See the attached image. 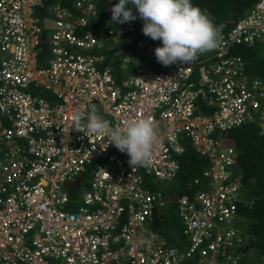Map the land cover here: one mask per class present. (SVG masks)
<instances>
[{"label": "built area", "instance_id": "2783aa9c", "mask_svg": "<svg viewBox=\"0 0 264 264\" xmlns=\"http://www.w3.org/2000/svg\"><path fill=\"white\" fill-rule=\"evenodd\" d=\"M49 17L52 29L44 27ZM97 17L94 0H72L71 7L0 0V264H184L195 257L240 264L246 238L232 227L243 223L245 195L232 177L227 134L251 123L264 133V80L234 50L264 44V0L228 30L220 27L216 49L164 71L145 63L162 45L140 36L133 21L96 34L89 25ZM44 31L49 48L39 66ZM121 42L135 49L138 65L124 77L107 62ZM116 54L120 68L132 60ZM92 106L113 127L154 120L150 168H132L107 137L72 129L73 114ZM187 144L209 164L195 191L177 199L182 250L154 227V213L167 215L168 201L144 175L172 180ZM98 159L88 176L86 166ZM83 174L84 192L72 199L67 184Z\"/></svg>", "mask_w": 264, "mask_h": 264}, {"label": "trees", "instance_id": "16d2710c", "mask_svg": "<svg viewBox=\"0 0 264 264\" xmlns=\"http://www.w3.org/2000/svg\"><path fill=\"white\" fill-rule=\"evenodd\" d=\"M60 1L62 4L72 6V0H45V3H54ZM97 8V18H93L89 29L93 32L100 33L109 25H113L111 17L112 7L118 3V0H112L113 6L106 5L108 0H94ZM191 2L206 10L213 18L214 23L224 30H228L241 17H243L257 2V0H191ZM133 13L137 15V19L133 21L137 29L143 35V21L139 19L138 13L133 7ZM48 33L43 32L42 35V51L38 54L37 64L46 66L44 56L48 55L49 45L46 43ZM153 43H158L160 40H153ZM110 47V46H109ZM109 49V48H108ZM236 54L240 55L246 63V70L253 76L260 77L264 80V44L257 43L256 46H238L235 50ZM135 55V50L132 46L125 45L123 42L118 45H112L107 53V62H112L115 72L119 76H123L125 72H134L136 67L133 63L128 64L127 71L120 68V57L116 56ZM148 65H153L152 70H166L167 66H163L157 62L156 56L152 60H145ZM124 77V76H123ZM234 141V149L238 153L237 161L239 162L238 171L241 173V187L246 194L253 188L255 196L248 203L240 204V217L243 222L241 225H234L232 228L242 238H246L248 243V252L241 258L240 264H264V134L260 133V127L257 124H244L234 127L227 134ZM100 163L99 160H94L86 166V172L90 176L92 169ZM208 161L199 157L190 148L187 149L185 155L180 159V168L175 178L173 179L177 189V195H183L194 192L195 189L189 188V181L196 177H200L202 171L208 166ZM144 183L150 190H161L154 182V178L149 175H144ZM168 215L155 213L154 227L159 229L163 236L170 243L178 246L182 250L186 248V243L182 234L183 225H181L178 214L177 205L173 202H168ZM170 216H175L176 221L173 227L162 229L161 221H165ZM221 227V226H220ZM250 251V252H249ZM184 264H200L197 257L190 259Z\"/></svg>", "mask_w": 264, "mask_h": 264}, {"label": "clouds", "instance_id": "9594fccd", "mask_svg": "<svg viewBox=\"0 0 264 264\" xmlns=\"http://www.w3.org/2000/svg\"><path fill=\"white\" fill-rule=\"evenodd\" d=\"M133 7L138 13L139 19L143 21V34L162 42V46L156 47L154 52L157 62L163 66L191 63L198 58L199 54L212 51L219 45L220 26L214 23V18L206 10L194 5L191 0H118V3L111 9L112 21L120 24L135 21L137 15L133 13ZM44 8H39L38 11H43ZM72 129L86 133L90 137H107L108 144H112L111 150L126 153L129 157L128 164L132 168L143 167L147 169L152 166L153 154L158 143V127L151 118L129 120L122 125L113 127L108 120L99 115L97 108L92 106L90 110L85 109L73 114ZM113 145L116 148H113ZM188 148L193 150L189 144H187ZM195 153L202 157L198 152ZM237 156L238 153L233 149L232 157H234L235 163L232 165V177L238 180L240 191L244 193L241 187V173L238 171ZM202 158L209 162L207 158ZM206 168L203 169L201 176L196 178L203 180V172ZM156 180L157 186L158 181H171ZM194 180L195 178L189 181V188L191 189L198 187L194 184ZM156 191L161 192L163 197L171 202L164 194L163 189ZM249 191L244 193V199L241 198L238 204L239 208L240 204H247L251 200ZM177 194L174 193L176 201L173 203L177 205L178 214L177 199L182 195ZM157 213L162 215L161 212ZM166 214H169L168 207Z\"/></svg>", "mask_w": 264, "mask_h": 264}, {"label": "water", "instance_id": "95a60500", "mask_svg": "<svg viewBox=\"0 0 264 264\" xmlns=\"http://www.w3.org/2000/svg\"><path fill=\"white\" fill-rule=\"evenodd\" d=\"M113 148H116V147L113 145ZM85 178H86V175L83 174V175L78 176L72 183L67 184L66 188L69 190V194L72 199L77 198L80 188L85 185ZM159 183H164V181H158V184ZM163 190H164L163 191L164 194L167 196L169 201L171 202L176 201V199L172 197V194L168 191V189L164 188ZM255 194H256L255 190L251 188L249 191V197L252 199L254 198ZM244 251H246V249H244Z\"/></svg>", "mask_w": 264, "mask_h": 264}, {"label": "rangeland", "instance_id": "374dc122", "mask_svg": "<svg viewBox=\"0 0 264 264\" xmlns=\"http://www.w3.org/2000/svg\"><path fill=\"white\" fill-rule=\"evenodd\" d=\"M54 26V21H53V19H52V17H49V19L48 20H46L45 21V23H44V27L45 28H47V29H52V27ZM157 180L154 178V182H156ZM171 181H173V183L175 184V182H174V180H171ZM176 185V184H175ZM84 189H85V187H82L81 188V194H83V192H84ZM80 202V200H77L76 202H75V204L76 203H79ZM176 221V218H175V216H170L168 219H166L165 221H161V225H162V229H166V228H168L169 226L170 227H173V224H174V222ZM160 228H161V226H160ZM159 228V229H160ZM158 229V230H159ZM159 232H160V230H159ZM160 234L161 235H163V233H161L160 232ZM250 252V251H249Z\"/></svg>", "mask_w": 264, "mask_h": 264}, {"label": "flooded vegetation", "instance_id": "af4514ba", "mask_svg": "<svg viewBox=\"0 0 264 264\" xmlns=\"http://www.w3.org/2000/svg\"><path fill=\"white\" fill-rule=\"evenodd\" d=\"M150 38V37H149ZM150 41L153 43V41H152V39L150 38ZM153 45L155 46V45H162V42L160 41V42H158V43H153ZM135 50V49H134ZM132 57V60L129 62V64H131V63H133L134 65H135V67H136V69H135V71L137 70V68H138V65H137V63H136V61H135V58H136V54L135 55H132L131 56ZM155 57V56H154ZM122 70H124V71H127L126 70V67H124L123 66V68H121ZM129 71V70H128ZM116 74H118L117 72H115ZM124 75V74H123ZM173 183V181H169V182H166V181H164V183H159L158 184V187L159 188H161V189H169V185L170 184H172ZM176 191H177V193H178V189H177V186H176ZM247 245H248V243L246 242L245 243V249L246 250H248V248H247ZM244 252H246V251H244Z\"/></svg>", "mask_w": 264, "mask_h": 264}, {"label": "crops", "instance_id": "0c3cea01", "mask_svg": "<svg viewBox=\"0 0 264 264\" xmlns=\"http://www.w3.org/2000/svg\"><path fill=\"white\" fill-rule=\"evenodd\" d=\"M168 191L172 194V197H174V193H177L176 185L174 183L170 184Z\"/></svg>", "mask_w": 264, "mask_h": 264}]
</instances>
